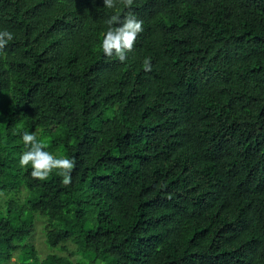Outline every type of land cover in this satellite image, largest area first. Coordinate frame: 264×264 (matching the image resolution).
I'll list each match as a JSON object with an SVG mask.
<instances>
[{
  "label": "trees",
  "instance_id": "1",
  "mask_svg": "<svg viewBox=\"0 0 264 264\" xmlns=\"http://www.w3.org/2000/svg\"><path fill=\"white\" fill-rule=\"evenodd\" d=\"M129 11L122 62L101 44ZM4 28L0 264H264V0H0ZM25 131L70 184L20 165Z\"/></svg>",
  "mask_w": 264,
  "mask_h": 264
},
{
  "label": "clouds",
  "instance_id": "2",
  "mask_svg": "<svg viewBox=\"0 0 264 264\" xmlns=\"http://www.w3.org/2000/svg\"><path fill=\"white\" fill-rule=\"evenodd\" d=\"M104 5L109 8L114 6V0H103ZM134 0H125L126 6L130 9ZM109 25L103 40L102 49L105 56L115 55L120 61L127 59L128 53L133 49L137 36L143 31V20L129 11L126 15L119 13L111 15L107 19ZM14 38V33L7 28L0 29V51ZM146 71L152 69L151 58L144 60ZM26 151L19 158L23 167L31 164V175L40 180H46L53 169H59L62 175V183L67 185L72 181V170L75 166V159L68 155H56L48 150V143L44 139H38L34 131H25L22 136Z\"/></svg>",
  "mask_w": 264,
  "mask_h": 264
},
{
  "label": "rangeland",
  "instance_id": "3",
  "mask_svg": "<svg viewBox=\"0 0 264 264\" xmlns=\"http://www.w3.org/2000/svg\"><path fill=\"white\" fill-rule=\"evenodd\" d=\"M44 223H45V219L42 216L38 215L36 217L33 232L28 241L35 246L40 258H44L49 253L65 254L66 252L60 251L59 249H51L47 246L45 242V235H44V230H43ZM67 249L68 250L72 249L71 243H67ZM14 260L15 258L12 259V261Z\"/></svg>",
  "mask_w": 264,
  "mask_h": 264
}]
</instances>
